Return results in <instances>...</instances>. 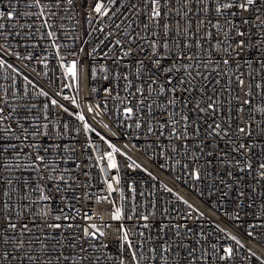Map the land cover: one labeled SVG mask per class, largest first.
<instances>
[{
    "label": "snow or ice",
    "instance_id": "snow-or-ice-1",
    "mask_svg": "<svg viewBox=\"0 0 264 264\" xmlns=\"http://www.w3.org/2000/svg\"><path fill=\"white\" fill-rule=\"evenodd\" d=\"M2 2L3 0H0V3ZM20 5L23 6V10L19 7ZM112 5L118 6L109 15ZM62 6H66V11L71 10L73 0H8V10H0V38L7 39L9 29H19L15 31L17 36L25 28L31 29L35 21L20 22L23 17L35 16L36 20L41 21L36 28L37 32L41 27L51 28L52 25L48 23V19L57 15L52 9L59 10ZM261 6H264V0H97L92 8L94 13L101 17L108 16L109 21H112L113 32L108 35L120 36V39L115 40L114 44L102 53L101 58L112 59L117 69L122 66L135 69L134 73H131L133 79H129L128 72L115 71L112 76L113 81H125L123 90L126 95L120 100L122 110L118 106L117 111L123 121H133L132 124L126 125L128 128L146 127L148 134L156 135L158 146L160 138L167 132L171 152L178 153L175 142H180L187 158L189 144L184 142L191 141L195 143L197 149H202L206 146L205 139H198L197 142V138L201 137L200 122L212 121L207 124L205 138L217 141L213 147L218 149V155L213 157V153L208 152L207 156L210 159L200 164V155L193 153V163L197 164V167L190 172L193 180L206 179L209 175L207 166H212L218 174L223 173L218 178L219 184L224 187L235 185L240 188L247 184L245 177L253 175L256 184L264 188V161H259L254 151V149H259L264 154V143L253 136L252 127L253 112L264 113V107L255 109L249 107L247 120L243 126H238L235 132L232 131L229 123L217 122L215 119V116L223 109L224 100L221 97L225 91H230L233 79L238 87L244 88L245 74L239 72L241 63L238 62L241 54L255 50L261 56L256 61L258 67L255 69H252V61L249 59L246 58L242 62L243 65L252 69L248 73L250 81L256 80L257 73L264 72V12L261 11ZM33 8L38 11L32 12ZM253 13L256 14L253 16ZM113 17L119 22H115ZM87 22L88 24L92 22L90 15ZM254 27L261 29L255 43H253L251 31ZM99 31L103 32V28ZM91 34L88 32L89 36ZM25 35H30V33H25ZM47 35L52 37L54 33L48 31ZM108 35H105L104 40L108 39ZM104 40L100 43L103 44ZM84 43H87V40ZM3 47L4 45L0 44V48ZM98 48L99 45L87 55L93 56ZM116 48H119V54L115 52ZM80 52H84V49L81 48ZM129 57L134 63L126 60ZM78 65L79 61L73 59L66 66V72L71 76L73 84H66L64 87L78 86L80 72ZM233 65H235V71H232ZM0 67L12 68L13 66L0 60ZM61 67H65L63 61H61ZM101 68L102 71L108 73V67L102 65ZM92 77H96L95 68L92 69ZM222 77H227L225 87H221ZM103 78L108 80L109 75L106 74ZM25 79L27 80V77ZM260 80H264V77H260ZM253 87L258 95L264 97V84L259 80L254 84L249 83L247 91L243 93L244 96H252ZM3 91L7 93L8 89ZM92 91L95 92L96 89L93 88ZM112 91L111 87L105 89L108 94ZM40 94L48 96L47 92ZM117 96H119L118 93ZM161 99L164 102H159ZM235 99L239 100L240 97L237 96ZM72 102L77 104L75 98ZM51 105L63 108V105H59L55 99L51 100ZM245 105H251V100L244 99L237 109L238 113L245 111ZM20 107L26 108L22 115L18 108L11 106L4 95H0V264H17V262L19 264H53V260L56 264H62L63 260L69 259H72L73 264H82V262L100 264L101 259L107 260L108 257L89 253V249L107 247L103 243L99 245L91 243L105 236V232L95 224L84 227L83 236H73L71 240L64 236L63 232L60 233V239L51 236L50 233L36 235L37 230L55 231L79 226L70 223L75 216L65 213L63 209H60V215L53 217L56 222L47 221L46 218L50 215L47 211L39 217L30 213L29 209L33 204L51 200L50 190L46 194L45 186L39 184L35 187L31 186L29 180L24 179L22 175H15L13 170L35 173L40 181L45 179V173H47V179L53 181L55 190L61 191L60 182L67 184L68 180L74 178L68 176L66 179L63 174L58 176L52 174L61 172L60 165L68 164L70 159L62 155L56 157L52 153L54 150L59 152L61 149L75 152V148L67 144L62 146L56 142V134L64 136L70 130L69 124L64 123L62 129L52 124V129L56 132L50 130L51 121L47 115L48 104H44L42 109L43 120L47 121L45 123L40 122V117L31 114L36 105ZM63 111L73 115L67 108H63ZM88 111H96L99 115V105L95 108L89 105ZM75 116L82 122L86 135L95 131L82 112L76 113ZM256 124L257 136L264 137V126H261L260 121ZM76 131L78 133L79 129ZM97 135L100 134L97 133ZM225 137H228L225 146L230 147L229 151L219 147V141H223ZM249 137L252 139L246 142V138ZM45 139L48 140L47 144L44 143ZM100 139L104 140L107 147L111 149V151L102 153L107 168L118 171L119 165L115 157L121 150L103 136H100ZM88 147L94 148L90 137ZM94 151L98 149L94 148ZM100 158L101 156H97V160ZM254 158L258 161L256 168H253ZM71 162L75 163L74 160ZM133 166L140 167L134 161L129 167ZM76 167L80 165L76 164ZM183 167L187 169L189 164L185 163ZM5 172L9 174L4 175ZM63 172H68V169L64 168ZM236 172L241 175H235ZM112 180L119 183L116 176L112 177ZM229 180L231 184L228 183ZM14 184L20 187L16 188ZM107 187L109 193L114 190L112 183H107ZM256 191L255 188L251 190V192ZM32 192H39V196L34 200L30 199ZM227 194V192L223 193L225 196ZM239 196L249 200L248 207L254 206L255 200L251 193L240 191ZM121 198H123L122 192ZM108 199V197H98L97 201H108ZM23 201H28V203H23ZM257 207L258 211L264 214V206ZM151 215L155 216V213ZM134 217L143 221L149 219L148 215L143 214L137 217L135 207L132 208V214L128 215L127 219L131 220ZM37 218L44 223L37 225L35 223ZM86 218L92 219L90 216ZM124 218L122 209L114 207L112 219L122 220ZM257 218L264 220V217ZM61 219L65 223H60ZM161 225V231L174 230L175 239L166 240L161 236L159 242L155 243L153 238L148 236L140 243L134 244L129 239V232L124 230L123 225L121 226L120 247L122 250L125 246L127 247L130 264H208L209 257L214 261H220L221 264H231L235 257V250L231 246L218 247L213 244L209 250L199 239L195 241V246L191 241L186 244L184 239L192 233V229L186 225L171 221H161ZM142 227L149 228L150 226L145 223ZM249 227L252 229L264 227V222L250 224ZM181 229H184L183 235ZM247 234L255 236L253 231ZM140 236H144V233L141 232ZM230 238L240 247H244L236 236ZM65 240H69L67 245L64 244ZM66 247H71L80 255L77 257L64 256L63 250ZM57 248L61 251L55 257L50 255V253H56ZM252 255L255 256V253ZM119 264H125L123 255L120 257Z\"/></svg>",
    "mask_w": 264,
    "mask_h": 264
},
{
    "label": "built area",
    "instance_id": "built-area-1",
    "mask_svg": "<svg viewBox=\"0 0 264 264\" xmlns=\"http://www.w3.org/2000/svg\"><path fill=\"white\" fill-rule=\"evenodd\" d=\"M7 3L8 0H3L0 3V10L7 11ZM96 3L97 0H73L71 10L66 11V6H62L59 10L52 9L57 13L56 16L48 19V23L52 27H41L39 32L36 31V28L41 21L36 20L35 16L23 17L20 22L32 23L35 21L31 29L25 28L19 36L15 35V31L19 29H9L7 30L9 31L7 39L0 38V44L4 45L3 48H0V60L13 66L12 68L0 67V95H4L12 107L18 108L21 115L26 111V108L20 106L31 107L33 104L36 105L31 114L40 117L41 123L47 122L43 120L44 112L42 109L44 104H48L47 115L51 121L50 130L56 132L52 129V124H56L58 129H62L64 123L69 124L70 130L64 136L56 134V142L62 146L67 144L75 148V152H67L61 149L59 152L54 150L52 153L53 156L62 155L70 159L68 164L60 165L61 172L52 174L54 176L63 174L66 179L68 176L74 178L68 180L67 184L60 182L61 191L55 190L53 181L47 179V173H45V179L40 181L35 173L13 170L15 175H22L24 179L29 180L31 186L35 187L37 184L45 186L46 194L50 190L51 200L33 204L29 209L30 213L39 217L40 214L47 211L50 213L46 218L47 221L56 222L53 217L60 215V209H63L65 213L75 216V219L71 220L70 223L79 226L78 228L55 231L46 229L42 232L37 230L36 235L50 233L51 236L60 239V233L63 232V235L71 240L73 236H83L84 227L95 224L105 232V236L99 237L98 240L91 243L97 245L103 243L107 247L89 249V253L108 257L107 260L101 259L100 264H119L121 255L125 259V264H130L127 247L125 246L123 250L120 247L122 236L120 228L122 225L124 230L129 232V239L134 244L140 243L148 236H151L153 241L158 243L161 236L166 240L175 239L174 230L161 231V221L179 222L192 229V233L184 239L186 244L191 241L195 246V241L199 239L209 250L213 244L218 247L231 246L236 253L231 264H264V227L256 229L249 227L250 224L264 222V220L257 218L264 217V214H261L257 207L264 206V188L256 184L253 175H247L245 177L247 184L240 188L235 185L224 187L219 184L218 178L223 173L218 174L212 166H207L209 175L206 179L196 181L190 176V172L197 167V164L193 163V153L200 155V164H204L205 160L210 159L207 156L208 152H212L213 157L218 155V149L213 147L217 141L205 138L207 124L212 121L200 122L201 137L197 138V142L198 139H205L206 146L197 149L195 143L184 142L189 144L187 158L185 157V149L180 142H175L178 153L171 152L167 132H165V136L160 138L158 146L156 135L148 134L146 127L135 129L126 126L132 124L133 121H123L122 116L117 111L118 106L122 110L120 100L126 95L123 90L125 81H113L112 76L115 71L128 72L130 74L129 79H133L131 73H134L135 69L123 66L117 69L112 59L101 58L102 53L107 51L115 40L120 39V36L108 35L113 32L112 21H109L108 16L101 17L92 11ZM117 6H111L109 15ZM19 7L23 10L22 5ZM31 11L36 12L38 9L33 8ZM261 11L264 12V6H261ZM255 14L253 13V16ZM89 15L92 17L91 24L87 22ZM117 15L119 16V13ZM113 20L119 22L115 17ZM101 28H103V32L99 31ZM48 31L53 32L54 36L49 37ZM251 31L253 43H255L261 29L254 27ZM88 32L92 33L91 36L88 35ZM25 33H30V35H25ZM105 35H108L107 40H104ZM85 40L87 43H84ZM101 40H104L103 44L100 43ZM97 45H99L97 52L93 56H88L87 53L91 52ZM81 48L84 49V52H80ZM115 52L119 54V48H116ZM69 53H73V55H69ZM246 58L252 61V69H255L258 67L256 61L261 56L255 50L241 54L238 62L241 63L239 72L245 74L244 88L238 87L233 79L230 91H225L221 97L224 100L223 109L215 116L217 122L229 123L233 132L238 126H243L247 120L249 107L254 109L264 107V97L258 95L254 87L252 88V96H244L243 94L244 91H247L250 82L254 84L259 80L264 84V80H260V77H264V72L257 73L256 80L250 81L248 73L252 69L242 63ZM73 59L79 61V83L78 86L64 87L66 84H73L71 76L66 72V66ZM126 60L132 61V58L129 57ZM61 61L64 62L65 67H61ZM102 65L108 67V73L102 71ZM93 68L96 69L95 78L92 77ZM232 71H235V65H233ZM106 74L109 75L108 80L103 78ZM226 80L227 77L221 78V87L226 86ZM109 87L113 89L111 94L105 92V89ZM93 88L96 89L95 92L92 91ZM4 89H8L7 93L3 91ZM41 92H47L48 96L41 95ZM237 96L240 97L239 100L235 99ZM73 98L76 99L77 104H73ZM52 99L57 100L59 105H63V108H67L73 115L64 112L63 108L52 106ZM244 99L251 100V105H245V111L238 113L237 109ZM159 102L164 101L161 99ZM89 105L94 108L99 105V115L96 114V111L89 112ZM80 112L95 129L94 132L87 135L84 133L82 122L77 120L75 116L76 113ZM253 116V136L264 143V137L257 136L255 131L256 122L260 121L261 126H264V121H262L264 113L254 111ZM76 129H79L78 133ZM97 133L100 135L98 136ZM100 136L121 150L115 157L119 165L118 171L107 168L102 153L111 151V149L107 147L104 140L100 139ZM89 137L94 148L98 151H94L93 147H88ZM250 139L252 138H246V142ZM227 140L228 137H225L223 141H219V147L225 151L230 150V147L225 146ZM44 143L47 144L48 140L45 139ZM254 151L259 161H264V154L259 149H254ZM97 156H101V158L97 160ZM72 160L75 163H72ZM133 161L140 167H129ZM185 163L189 164V168L183 167ZM252 163L253 168H256L257 159L254 158ZM76 164H79L80 167H76ZM64 168H67L68 172H63ZM8 174L7 172L4 173V175ZM235 175L240 176L241 174L236 172ZM114 176L118 177L119 183L112 180ZM107 183L113 184L114 190L111 193L108 191ZM228 183L231 184V180ZM14 187L19 188L20 185L14 184ZM253 188L257 191L251 192ZM240 191L251 193L255 200L253 207H248L249 200L246 197L241 198L239 196ZM121 192L123 198H121ZM224 192L228 193L227 196L223 195ZM38 196L39 192L30 193L32 200ZM98 197H108L109 199L98 202ZM23 203H28V201H23ZM114 207L122 209L124 219H112ZM133 207L136 209L137 217L143 214L148 215L149 219L147 221L135 217L131 220L127 219V216L132 214ZM152 213H155V216L151 215ZM86 216H90L92 219H87ZM59 222L65 223L63 219ZM35 223L39 225L44 221L37 218ZM145 223L149 224L150 227H142ZM30 226H32L31 223ZM183 231L184 229H181L182 235ZM249 231H253L255 236H249L247 234ZM141 232L144 233V236H140ZM231 236H236L244 247H240L231 240ZM69 240H65L64 244L67 245ZM36 247L38 248L39 245L37 244ZM60 251L57 248V252L50 253V255L55 257ZM252 253H255V256ZM63 255L77 257L80 254L71 247H66L63 250ZM53 264H56L55 260H53ZM62 264H73V261L72 259L63 260ZM82 264H86V262H82ZM208 264H221V262L214 261L209 257Z\"/></svg>",
    "mask_w": 264,
    "mask_h": 264
}]
</instances>
